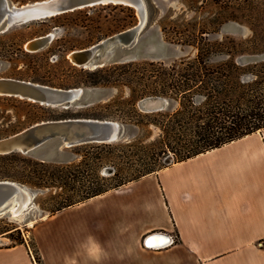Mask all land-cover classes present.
Returning a JSON list of instances; mask_svg holds the SVG:
<instances>
[{"label":"crops","instance_id":"1","mask_svg":"<svg viewBox=\"0 0 264 264\" xmlns=\"http://www.w3.org/2000/svg\"><path fill=\"white\" fill-rule=\"evenodd\" d=\"M170 241L152 247L154 235ZM42 264H264V129L47 218ZM0 264H37L28 241Z\"/></svg>","mask_w":264,"mask_h":264},{"label":"trees","instance_id":"2","mask_svg":"<svg viewBox=\"0 0 264 264\" xmlns=\"http://www.w3.org/2000/svg\"><path fill=\"white\" fill-rule=\"evenodd\" d=\"M226 1L229 5L242 2ZM115 6L129 10L130 24L136 23L132 7ZM170 41L192 45L198 52L194 57L169 62H129L85 70L89 78L82 83L85 87L130 89L128 99L118 94L105 105L104 117L116 119L139 132L128 141L83 145L78 162L63 166L40 162L51 173L50 179L42 177L37 184L63 190L52 215L264 129V60L245 62L264 53V37L245 41L230 37L223 41L209 38L184 41L171 38ZM150 97L167 100L168 108L142 111L140 101ZM173 104L177 107L173 108ZM71 117L74 115L67 113L53 118ZM154 129L159 131L153 139ZM103 168L110 174L103 175ZM36 251V263L42 264Z\"/></svg>","mask_w":264,"mask_h":264},{"label":"rangeland","instance_id":"3","mask_svg":"<svg viewBox=\"0 0 264 264\" xmlns=\"http://www.w3.org/2000/svg\"><path fill=\"white\" fill-rule=\"evenodd\" d=\"M9 1L16 6H22L43 0ZM144 1L146 24L138 40L144 42L146 39L157 36L164 44L175 45L179 56L175 59L143 58L133 62H169L196 56L198 50L194 46L171 43V38H179L183 41L201 38L223 41L230 37L245 41L251 38L261 40L264 37V0H242L241 3L231 5L226 0H222L223 2L219 0ZM133 9L137 18L133 25L130 24L132 13L129 10L115 5H106L61 15L46 23L37 21L26 25H16L8 32L0 34V78H13L61 89L108 90L104 101L85 108L74 106L70 109L47 107L20 98L0 96V139L21 132L37 123L61 120L53 117L66 116L67 113L74 115L71 118L116 120L104 117L107 115L105 105L118 94H122L125 100L128 99L130 89L113 86L85 87L82 83L89 79L85 73L87 69L74 65L69 59V54L135 27L140 22V15L136 8ZM47 34H53L55 38L45 48L38 52H29L26 49V45L31 40ZM262 60H264V53L251 57L245 62L253 63ZM249 75L247 79H250ZM172 107L176 108L177 105L173 104ZM158 131V129L153 130V139L158 135ZM138 132L134 127H126V133L132 139L138 135ZM82 146L71 149L62 148L61 151L64 154H61L57 161L44 157L45 153L39 155L15 152L10 154L15 155L12 158H6L9 155H0V181L14 182L22 186L28 195L30 194L28 204L18 216L13 215L11 211L17 206L14 201L0 211V236L5 237L2 238L3 243L14 244L28 241L34 256L38 255L30 231L34 226L54 216L52 211L58 207L63 195V190L60 188L41 187L37 184L42 177L50 179L51 173L47 167L39 163L63 166L78 162ZM102 174L109 175L110 172L107 168H103Z\"/></svg>","mask_w":264,"mask_h":264},{"label":"water","instance_id":"4","mask_svg":"<svg viewBox=\"0 0 264 264\" xmlns=\"http://www.w3.org/2000/svg\"><path fill=\"white\" fill-rule=\"evenodd\" d=\"M106 5L136 8L140 22L135 27L91 47L73 51L69 54V59L74 65L96 70L143 58L175 59L179 56L175 45H166L157 36L144 42L138 40L146 24L144 0H43L22 6H16L9 0H0V34L8 32L16 25L45 21L86 8ZM54 38L53 34L36 38L26 45V49L29 52H38ZM107 93L106 89H61L13 78L0 79V96L20 98L53 108L89 107L104 101ZM168 106L167 100L158 97L146 98L140 102L141 109L146 112L162 111ZM126 127L117 120L93 118L41 122L0 139V155H10L15 152L39 155L45 153L44 157L57 161L61 154H64L62 148L71 149L88 144H112L131 140L132 138L126 133ZM17 186L18 184L11 181H0V209L1 207L6 209L10 202L17 199ZM153 240L166 243L170 241L167 235H154L148 240L152 247H158L152 244Z\"/></svg>","mask_w":264,"mask_h":264},{"label":"bare ground","instance_id":"5","mask_svg":"<svg viewBox=\"0 0 264 264\" xmlns=\"http://www.w3.org/2000/svg\"><path fill=\"white\" fill-rule=\"evenodd\" d=\"M17 187H18V189H17L18 192L16 194L17 199L14 200V202L17 203V206L16 207H13L12 210H11L12 211V214L15 215V216H18L19 213L22 212V209L24 207H26V205L29 202L28 192L25 189H23L21 186H19V185ZM3 209L4 208L1 207L0 211H2ZM152 242H153L152 244L157 245L158 247L161 246V245L164 246V245L167 244L166 242L159 241V240L158 241H154L153 240Z\"/></svg>","mask_w":264,"mask_h":264}]
</instances>
